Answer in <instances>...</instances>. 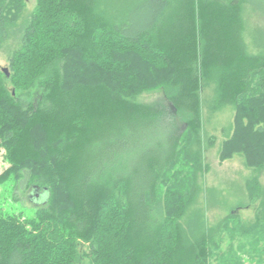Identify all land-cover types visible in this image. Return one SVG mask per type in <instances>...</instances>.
I'll return each mask as SVG.
<instances>
[{"label":"trees","instance_id":"obj_1","mask_svg":"<svg viewBox=\"0 0 264 264\" xmlns=\"http://www.w3.org/2000/svg\"><path fill=\"white\" fill-rule=\"evenodd\" d=\"M36 1L10 80L44 87L51 106L24 110L0 72V185L45 200L24 221L0 207V264H78L81 240L90 264H209L211 235L193 240L178 221L193 180L173 171L201 166L188 147L212 70L218 104L236 107L221 161L243 153L264 168V57L246 53L242 1L144 0L113 21L97 15L101 0ZM25 3L0 0V41ZM160 89L153 103L131 99ZM199 219L188 228L207 232Z\"/></svg>","mask_w":264,"mask_h":264},{"label":"rangeland","instance_id":"obj_2","mask_svg":"<svg viewBox=\"0 0 264 264\" xmlns=\"http://www.w3.org/2000/svg\"><path fill=\"white\" fill-rule=\"evenodd\" d=\"M144 0H101L97 6V15L105 16L110 21L127 15L129 9ZM240 14L243 24L242 35L246 53L250 56L264 57V0H241ZM23 12L17 15L14 23L8 26V36L0 41V72L5 75L4 84L24 110L30 106L44 109L51 106L45 97L44 87L37 85L29 89H16L10 77L13 73L10 57L19 48L21 34L35 12L37 1L25 0ZM12 17V16H11ZM122 19V18H120ZM200 90L201 126L194 129V139L188 151L190 156L202 160L201 166L183 167L181 162L173 172L180 170L193 183L187 191L186 208L182 218L178 219L185 233L193 240L201 238L205 233L211 235L209 264H264V168L250 167L246 164L243 153L221 161L220 154L224 141L234 132L236 107L233 102L218 104L217 73L208 71ZM256 77L254 78V80ZM255 84V83H254ZM163 89L143 92L133 99L137 103H153L164 99ZM181 128L186 130L184 120L179 119ZM159 125L164 128L163 116ZM153 143L150 144V147ZM182 161H186L182 157ZM10 166L6 150H0V174ZM183 178V177H182ZM171 181H174L172 178ZM258 182L255 187L254 182ZM170 184V182H169ZM168 184V185H169ZM164 186V191L168 189ZM258 190L255 198L251 191ZM44 197L28 188L22 192L12 187L0 185V207L6 213L21 214L23 221L33 218V208L44 206ZM160 205H164L162 198ZM204 224V229L191 231L189 222ZM31 228L30 226L28 227ZM84 253L82 262L90 264V243L83 240L77 246Z\"/></svg>","mask_w":264,"mask_h":264}]
</instances>
